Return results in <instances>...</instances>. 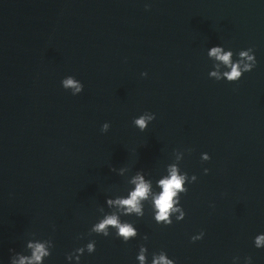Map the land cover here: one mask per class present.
<instances>
[{"label":"water","instance_id":"95a60500","mask_svg":"<svg viewBox=\"0 0 264 264\" xmlns=\"http://www.w3.org/2000/svg\"><path fill=\"white\" fill-rule=\"evenodd\" d=\"M216 45L254 49L257 67L238 83L210 79ZM67 76L81 95L63 89ZM145 112L156 120L141 132ZM171 164L199 178L183 222L159 225L146 204L124 218L137 239L90 234L132 177ZM262 232L264 0H0V264L37 238L55 243L46 264L93 239L83 264H138L142 244L149 260L264 264Z\"/></svg>","mask_w":264,"mask_h":264},{"label":"clouds","instance_id":"9594fccd","mask_svg":"<svg viewBox=\"0 0 264 264\" xmlns=\"http://www.w3.org/2000/svg\"><path fill=\"white\" fill-rule=\"evenodd\" d=\"M208 57L213 61L209 72V78L218 82L238 83L245 74L251 73L258 64L254 49L240 50L238 53L224 45L210 47L207 51ZM147 78L148 73H142ZM65 91L72 96H79L84 92V84L74 76H67L61 81ZM156 120V115L145 112L133 120V124L141 132L148 130L150 124ZM110 123H104L102 132L108 133ZM206 162L211 160L209 154H202ZM209 169H204V174H209ZM198 176L189 175L177 164L168 166L167 172L158 179H150L139 173L130 180L131 187L126 195L110 198L106 201L109 211L105 212L90 229V234L104 238L115 237L124 243H129L139 237V231L134 223L124 219L125 217H136L142 219L145 216V205L151 209L154 221L162 226L171 227L174 222H183L187 213L182 205V197L189 191V185L198 182ZM206 233L201 231L191 237L192 243L202 241ZM83 239V236L79 237ZM147 241L148 237L144 236ZM254 246L258 250H264V232L254 238ZM55 243L51 239H34L26 244V251L14 252L10 264H46L52 257ZM97 251L96 240H90L85 246L75 248L66 256L67 264H83L82 257L95 254ZM138 264H177L170 258L166 251L151 253L149 260V249L141 245L136 256ZM248 264H253L251 256L247 257Z\"/></svg>","mask_w":264,"mask_h":264}]
</instances>
